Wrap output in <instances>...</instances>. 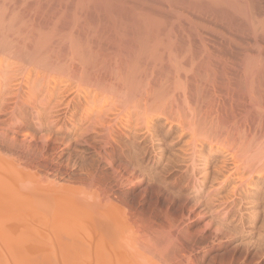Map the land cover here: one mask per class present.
Instances as JSON below:
<instances>
[{
  "label": "rangeland",
  "instance_id": "374dc122",
  "mask_svg": "<svg viewBox=\"0 0 264 264\" xmlns=\"http://www.w3.org/2000/svg\"><path fill=\"white\" fill-rule=\"evenodd\" d=\"M0 26L26 53L13 90H0L1 256L12 246L36 264H92L106 248L145 264H264V0H0ZM87 108L121 122L108 135L94 113L81 121ZM234 177L242 197L229 193Z\"/></svg>",
  "mask_w": 264,
  "mask_h": 264
},
{
  "label": "bare ground",
  "instance_id": "6f19581e",
  "mask_svg": "<svg viewBox=\"0 0 264 264\" xmlns=\"http://www.w3.org/2000/svg\"><path fill=\"white\" fill-rule=\"evenodd\" d=\"M1 12H4V11H1ZM4 15H5V14H4ZM7 31H8V28H3V27L0 26V80H2L3 82H5V84H3V82H0V90L2 89L3 91H9L11 88H12V90H13V88H14L13 86L15 85V83H17L15 78H16L17 75H19V73L22 71V70H20V69H21V64L19 65V63H22V60H20V59H21L22 56H24L23 54L25 53V51H24L25 47H24L23 45L17 44V42L14 43V44L12 43L13 40H14V39H12V36H13L15 33H14V32H7ZM15 41H16V40H15ZM15 44H16V45H15ZM22 52H23V53H22ZM25 54H26V53H25ZM26 56H27V55H25V57H26ZM30 57H31V55H30ZM26 58L29 59L28 57H26ZM27 59H25V60H27ZM29 60H30V59H29ZM29 60H28L27 63L23 60V62L25 63V66H27L28 63H29V64L32 63V64H30V65H28V66H31V65L34 66V64H35V67L37 68L36 65L38 64V60H37V64H36V63H33L32 60H31V62H30ZM40 64H41V63L39 62V65H40ZM42 65H43V64H41L40 67H41ZM33 66H32V67H33ZM22 67H24V64H22ZM29 71H30V70H28L26 73H28ZM26 73H25V74H26ZM5 86H6V87H5ZM31 86H32V85H31ZM3 87H4V88H3ZM4 89H6V90H4ZM34 89H35V88H34ZM34 89H33V91H34ZM12 90H10V91H12ZM41 91H42V90H41ZM13 92H14V91H13ZM13 92L11 93V95H10V93L6 92L5 96H6V97L8 96L7 98L17 97V96H18V98H19V95L17 94V91H16V93H13ZM3 93H5V92H3ZM21 93H22V92H21ZM21 93H19V94H21ZM1 94H2V93H1V91H0V102H1V105H3V102H4V104H5L6 101H5V98L2 99ZM23 94H24V93H23ZM23 94H22V95H23ZM37 94H38V93H37ZM3 95H4V94H3ZM9 95H10V96H9ZM5 96H3V97H5ZM27 97H28V96H27ZM51 97H52V96H51ZM18 98H17V99H18ZM25 98H26V97H25ZM135 98H136V97H135ZM7 102H8V101H7ZM69 102H70V101H69ZM85 102H87V101L85 100ZM8 103H9V102H8ZM21 103H22V102H21ZM23 103H24V102H23ZM26 104H27V103H26ZM45 104H46V103H45ZM86 104H87V103H86ZM151 104H152V103H151ZM160 104H161V102H160ZM1 105H0V106H1ZM27 105H28V104H27ZM77 105H80V104H77ZM82 105H83V104H82ZM148 105H149V106H147V109H149V107H150V104H148ZM162 105H163V104H162ZM46 106H47V105H46ZM54 106H56V105H54ZM54 106H53V107H54ZM83 106H84V105H83ZM89 106H90V105H89ZM93 106H94V105H93ZM53 107H52V109H53ZM57 107H58V106H57ZM62 108H63V107H62ZM91 108H92V107H91ZM150 108H151V107H150ZM154 108H156V107H154ZM159 108H160V106H159ZM73 109H74V108H73ZM85 109H86V108H85ZM87 109H88V108H87ZM92 109H94V107H93ZM92 109H88V110H84V111L82 110V111H83V113H82L83 115H82V116L80 115V116H81V121L84 122V120H86L89 116H92V115H93L92 113H94V115H93L94 117L92 116V118H95L96 120H94L93 122H94V123L97 122L96 124H97L98 126L104 128L105 131L107 130L106 127L108 126V129H110V131L107 133L108 135L110 134L111 131H113L112 129H114V128H111V126H116L117 123H120V122H121V121H120L119 114H116L115 111H111L112 109L104 110L103 108H101V109H103L104 111H103V110H102V111L100 110V111H98V112H97V111H96V112H92ZM119 109H120V108H119ZM143 109H144V108H143ZM58 110H59V108H58ZM66 110H67V109H66ZM74 110H75V109H74ZM76 110H77V108H76ZM76 110H75V111H76ZM149 110L151 111V109H149ZM149 110H148V111H149ZM152 110H153V109H152ZM157 110H158V109H157ZM157 110H156V111H157ZM48 111H49V110H48ZM51 111H52V110H51ZM51 111H49V112H51ZM79 111H80V110H79ZM118 111H119V113L122 112V110H121V111L118 110ZM118 111H116V112L118 113ZM144 111H146V110H144ZM150 111H149V112H150ZM154 111H155V109H154ZM154 111H153V113H154ZM49 112H48V113H49ZM64 112H65V111H64ZM146 112H147V111H146ZM48 113H47V114H48ZM51 113H52V112H51ZM55 113H56V112H54V115H55ZM58 113H59V112H58ZM113 113H115V116L113 115ZM122 113H124V112H122ZM157 113H158V112H157ZM45 114H46V113H45ZM56 114H57V113H56ZM59 114H60V113H59ZM90 114H91V115H90ZM141 114L143 115V112H142V111L140 112L139 115L142 116ZM144 114H145V113H144ZM160 114H161V112H160ZM160 114H158V115H160ZM162 114H164V113H162ZM162 114H161V115H162ZM39 115L41 116V114H39ZM39 115H38V116H39ZM49 115H50V113H49ZM52 115H53V114H52ZM120 115H121V114H120ZM146 115H147L148 117H150L147 113H146ZM150 115H151V113H150ZM36 116H37V115H36ZM57 116H58V114H57ZM113 116H114V117H113ZM129 116H130V115H129ZM140 116H139V117H140ZM152 116H153V115H152ZM155 116H156V113H155ZM131 117H132V116H131ZM160 117H161V116H160ZM35 118H36V117H35ZM58 118H59V117H58ZM63 118H64V117H63ZM129 118H130V117H129ZM129 118H128V119H129ZM150 118H151V117H150ZM155 118H156V117H155ZM164 118H165V117H164ZM148 119H149V118H148ZM158 119H159V118H158ZM149 120H150V119H149ZM151 120H152V119H151ZM43 121H44V120H43ZM81 121H80V123H81ZM90 121H91V120H90ZM95 121H96V122H95ZM130 121L132 122L131 118H130V120H129L128 122H130ZM107 122H109L110 124L108 123L109 125L106 126ZM138 122H139V121H138ZM38 123H40V122L38 121ZM47 123H48V122H47ZM141 123H143V122H141ZM22 124L24 125V124H26V123H24L23 120H22ZM51 124H52V123H51ZM51 124H50V125H51ZM91 124H92V123H91ZM96 124H95V125H96ZM128 124H129V123H128ZM145 124H146V123H145ZM46 125H47V124H46ZM48 125H49V124H48ZM50 125H49V126H50ZM118 125H120V124H118ZM126 125H127V124H126ZM126 125H125V126H126ZM139 125H140V124H139ZM139 125H138V126H139ZM141 125H142V124H141ZM123 126H124V125H123ZM138 126H136V127H138ZM143 126H144V125H143ZM143 126H142V127H143ZM41 127H42V126H41ZM46 127H47V126H46ZM136 127H135V128H136ZM140 127H141V126H139L138 128H140ZM249 127H250V126H249ZM121 128H122V127H121ZM123 128H125V127H123ZM145 128H146V127H145ZM147 128H149V127H147ZM87 129H88V128H87ZM118 129H119V128H117V130H118ZM125 129H126V128H125ZM136 129H137V128H136ZM152 129H153V128H152ZM194 129H195V128H194ZM239 129H240V127H239ZM89 130H90V129H89ZM119 130H120V129H119ZM126 130H127V129H126ZM129 130H130V129H129ZM131 130H132V129H131ZM148 130H149V129H147L146 132H148ZM150 130H151V129H150ZM90 131H91V130H90ZM93 131H94V129H93ZM114 131H115V130H114ZM193 131H194V130H193V128H192V135H193V133H194ZM250 131H251V130H250ZM95 132H96V131H95ZM106 132H107V131H106ZM118 132H119V131H118ZM120 132H121V130H120ZM122 132H123V131H122ZM130 132H131V131H130ZM232 132H233V131H232ZM248 132H249V131H248ZM80 133H81V132H80ZM84 133H85V132H84ZM111 133H112V132H111ZM116 133H117V131H115V134H116ZM123 133H124V132H123ZM132 133H134L133 130H132L131 135H130L131 137L134 135V134L132 135ZM138 133H140V132H138ZM138 133H137V134H138ZM149 133H150V131H149ZM216 133H217V132H216ZM229 133H230V132H229ZM129 134H130V133H129ZM135 134H136V131H135ZM150 135H152V134H150ZM229 135H230V134H229ZM111 136H112V135H111ZM113 136H114V134H113ZM117 136H118V135H117ZM117 136H116V137H117ZM119 136H120V137H121V136H124V137H125V136H128L130 139H128L127 137H126V139L131 140V137H130L129 135H123V134H122V135H119ZM119 136H118V137H119ZM147 136H148V135H147ZM147 136H146V137H147ZM226 136H227V135H226ZM99 137H100V136H99ZM109 138H110V136H109ZM111 138H112V137H111ZM142 138H143V137H142ZM112 139H113V138H112ZM136 139H137V138H136ZM116 140H117V141H116ZM150 140H151V138H150ZM76 141H77V140H76ZM113 141H115V142L118 143V139H116V138H115V140L113 139ZM133 141H135V140L133 139ZM120 144H121V143H120ZM122 145H123V144H122ZM131 145H132V143H131ZM134 145H136V144H134ZM134 145H132V147H134ZM151 145H152V144H151ZM120 146H121V145H120ZM140 146H141V145H140ZM132 147H131V148H132ZM137 147H139V146H135L134 148L136 149ZM150 148H151V147H150ZM212 148H213V147H211V148H209V149H212ZM145 149H146V148H145ZM192 149L194 150V154H196L195 152H197V151H195L196 149H194V146H193V148H191V150H192ZM209 149H208V150H209ZM133 150H134V149H133ZM138 150H139V149H138ZM142 150H143V151H142ZM142 150H141L142 152H145L144 149H142ZM149 150H150V149H149ZM151 150H152V149H151ZM189 150H190V149H189ZM193 150H192V151H193ZM213 150H216V149H213ZM129 151H130V150H129ZM131 151H132V149H131ZM141 151H139V152H141ZM192 151H191L190 153H188V152H186V151H185V152H186L187 154L192 155V154H191V153H193ZM218 151H219V150H218ZM137 152H138V151H137ZM181 152H182V151H181ZM185 152H183V153L185 154ZM209 152H213V151H209ZM219 152H220V151H219ZM131 153H132V152H131ZM135 153H136V152H135V150H134V154H135ZM213 153H214V152H213ZM142 154H143V153H142ZM146 154H147V153H146ZM210 154H211V153H210ZM214 154H215V153H214ZM137 155L139 156V153H137ZM137 155H135V156H137ZM197 155H200V154H197ZM207 155H208V154H207ZM1 156H2V155H1ZM1 156H0V162H1V161H4L5 158H6V156H2V157H1ZM200 156H201V155H200ZM200 156H198V157H200ZM208 156H209V155H208ZM208 156H207V157H208ZM231 156H232V155H231ZM4 157H5V158H4ZM7 157H8V156H7ZM142 157H143V156H142ZM189 157H191V156H189ZM202 157L204 158V155H203ZM207 157H206V161L203 160V162H204L203 164H205V162H207ZM1 159H2V160H1ZM10 159H12V160H9V162H10V161H11V162L14 161L13 158H10ZM190 159H191V158H189L188 161L193 160V161L195 162V160H194V159H195V155H194V158H193V155H192V159H191V160H190ZM211 160H212V159H211ZM250 160H251V158H250ZM193 161H192V162H193ZM208 161H209V158H208ZM239 161H241V160H239ZM11 162H10V163H11ZM245 162H246V161H245ZM1 163H2V162H1ZM3 163H6V165L8 164L6 160H5V162H3ZM10 163H9V164H10ZM223 163H225V162H223ZM238 163H240V162H238ZM11 164H14V163H11ZM200 164H201V163H200ZM200 164H199V165H200ZM245 164H246V163H245ZM1 165H2V164H1ZM14 165H15V164H14ZM220 165L222 166V164H220ZM246 165H247V164H246ZM248 165H249V164H248ZM10 166L12 167L13 165H10ZM15 166H17V164H16ZM221 166H218V167H221ZM225 166H226V165H225ZM2 167H3V166H2ZM218 167H215V166H214L213 169L217 168V170L219 171L220 168H218ZM223 167H224V166H223ZM227 167H228V166H227ZM239 167H240L239 164H238V166H237V165H234V170H233V171H234V172L239 171L240 168H241V167H240V168H239ZM242 167H245V166H242ZM250 167H251V166H249V168H250ZM0 168H1V166H0ZM13 168H14V167H13ZM228 168H229V167H228ZM228 168H227V169H228ZM238 168H239V169H238ZM11 169H12V168H11ZM17 169H19V168H16V171H17ZM194 169H195V168H194ZM202 169H204V168H202ZM207 169H208V168H207ZM209 169H210V168H209ZM221 169H222L223 172L225 171V170H224L225 167H224V169L221 167ZM244 169H245V168H244ZM244 169H243V170H244ZM255 169H256V168H255ZM192 170H193V169H192ZM192 170H191V171H192ZM217 170H216L215 175H213L212 178H214V176H217V175H218V176H221L222 172H219V173H220V175H219V174H217ZM248 170H249V169H248ZM13 171H14V170H13ZM20 171H22V169H21ZM193 171H195V170H193ZM204 171H205V170H204ZM208 171H209V170H208ZM227 171H228V170H227ZM227 171H226V172H227ZM252 171H253V170H251V172H252ZM257 171H259V170H257ZM1 172H2V170H1ZM23 172H24V170H23ZM25 172H26V171H25ZM197 172H198V171H197ZM197 172H196V173H197ZM212 172H213V170H212ZM214 172H215V170H214ZM214 172H213V173H214ZM240 172H241V171H240ZM246 172H248V171H246ZM193 173H194V172H193ZM198 173H199V172H198ZM201 173H202V172H201ZM203 173H204V172H203ZM249 173H250V172H249ZM0 174H1V173H0ZM15 174H16V172H15ZM19 174H20V173H19ZM207 174H208V173L206 172V174H205V173L203 174L204 176H203V175H198V176H202V177H204V178L207 179V177H205ZM209 174H211L210 171H209ZM209 174H208V175H209ZM238 174H239V173H238ZM240 174H241V173H240ZM1 175H2V174H1ZM6 175H7V174H6ZM23 175H24V174H23ZM196 175H197V174H196ZM208 175H207V176H208ZM232 175H233V172L230 171L229 174L225 176V183H224L225 185H226L227 183L230 182ZM248 175H249V174H247V177H248ZM4 176H5V174H4ZM14 176H15V175H14ZM17 176H18V174H17ZM21 176H22V175H21ZM25 176H26V175H25ZM192 177H193V176H192ZM240 177H241V176H240ZM250 177H251V176H250ZM16 178H17V177H16ZM32 178H33V176L31 177V180H33ZM215 178H216V177H215ZM215 178H214V179H215ZM234 178H236V181H237V179H238L239 182L237 181L238 184H237V182H236V184H233V185L231 186L229 193L232 194V195H238L239 193H241V192H239L238 190L241 189V187H242V185H243V184H242V183H243V180H242V179H239V178H237V177H234ZM18 179H21V178H18ZM201 179H202V180H205V179H203V178H201ZM214 179H213V180H214ZM216 179H217V178H216ZM232 179H233V178H232ZM247 179H248V178H247ZM250 179H252V178H250ZM2 180H4V178H3ZM22 180H23V179H22ZM31 180H30V181H31ZM5 181H6V180H5ZM20 181H21V180H20ZM34 181H35V180H34ZM37 181H38V180H37ZM205 181H206V180H205ZM205 181H203V182L205 183ZM232 181H233V180H232ZM232 181H231V182H232ZM234 181H235V179H234ZM7 182H8V181H7ZM24 182H25V181H24ZM248 182H249V181H248ZM39 183H40V182H39ZM204 183H202V184L204 185ZM211 183H212V182H211ZM220 183H222V182L220 181ZM232 183H233V182H232ZM2 184H3V183H2ZM30 184H31V183H29V185H30ZM198 184H200V183H198ZM222 184H223V183H222ZM222 184H220V185L218 184V187L220 186L219 189H218V187H217V188L214 187V188L218 189V190L215 191V194H213V193H214L213 190H212L213 188L211 189V191H212V192H211V193H212L211 196L216 195V197H215L216 199H213V200H212L213 203L215 202V203H214L215 205H216V203L220 204V203H219V202H220V200H219V197H220V196H219V197H217V196H218V193L220 192L219 190H220V189L222 190V188H221V187H222ZM6 185H7V184H6ZM9 185H10V184H9ZM225 185H224V186H225ZM229 185H230V184H229ZM248 185H249V184H248ZM248 185H247V186H248ZM201 186H202V185H201ZM216 186H217V185H216ZM245 186H246V184H245ZM3 187H4V186H3ZM6 187H7V186H6ZM48 187H49V186H48ZM203 187H204V186H203ZM210 187H211V186H210ZM199 188H200V187H199ZM224 188H225V187H224ZM7 189H8V187H7ZM34 189H35V188H34ZM34 189H33V191H34ZM44 189H45V188H44ZM225 189H226V188H225ZM225 189H224V190H225ZM200 190H201V189H200ZM241 190H242V189H241ZM45 191H46V190H45ZM52 191H53V190H52ZM54 191H55V190H54ZM57 191H58V190H57ZM222 191H223V190H222ZM23 193H24V192H23ZM62 193H63V192H62ZM68 193H69V192H68ZM220 193H221V192H220ZM237 193H238V194H237ZM65 194H66V193H65ZM206 194H208V192H207ZM226 194H227V193H226ZM226 194H225V195H226ZM241 194H242V193H241ZM3 195H4V194H3ZM5 195H6V194H5ZM66 195H67V194H66ZM208 195L210 196V194H208ZM219 195H220V194H219ZM227 195H228V194H227ZM227 195H226V196H227ZM9 196H10V194H9ZM12 196H13V195H12ZM14 196H15V195H14ZM14 196H13V197H14ZM209 196H208V199H210ZM223 196H224V194H223ZM223 196H222V197H223ZM238 196H240V195H238ZM71 197H72V196H71ZM95 197H96V196H95ZM222 197H221V198H222ZM224 197H225V196H224ZM224 197H223V198H224ZM240 197H242V195H241ZM3 198H4V197H3ZM19 198H20V196H19ZM21 198H22V197H21ZM96 198H98V197H96ZM194 198H195V197H194ZM203 198H204V196H203ZM203 198H202V199H203ZM212 198H213V197H212ZM94 199H95V198H94ZM208 199H207V197H206L205 200H206L207 202H209L208 204H210L209 207L211 208V204H213V203H212V202L210 203V200H211V199H210V200H208ZM226 199H227V198H226ZM81 200H82V199H81ZM81 200H80V201H81ZM99 200H100V199H99ZM99 200H98V201H99ZM107 200H108V199H107ZM194 200H195V199H194ZM200 200H201V199H200ZM0 201H2V200H0ZM75 201H76V200H75ZM77 201H78V200H77ZM202 201H204V199H203ZM206 201H205V203H207ZM216 201H217V202H216ZM82 202H83V201H82ZM89 202H90V201H89ZM101 202H102V201H101ZM105 202H106V201H105ZM14 203H15V202H14ZM19 203H20V202H19ZM80 203H81V202H80ZM93 203H94V202H93ZM108 203H109L108 208H110V207L112 206L113 208L111 207V209H115V211H116V210L118 211V209H119V211H121V210H120L121 207H118V209H116V208H117V205H116L114 202H108ZM196 203H197V200H196ZM202 203H204V202H202ZM205 203H204V204H205ZM0 204H1V202H0ZM2 204H3V203H2ZM81 204H82V203H81ZM208 204H207V205H208ZM218 204H217V205H218ZM11 205H13L12 202H11ZM82 205H83V204H82ZM86 205H87V204H86ZM102 205H103V204H102ZM200 205H201V203H200ZM9 206H10V205H9ZM28 206H29V205H28ZM100 206H101V205H100ZM118 206H119V205H118ZM196 206H197V205H196ZM205 206H206V204H205ZM205 206H204V209H205ZM212 206H214V205H212ZM219 206H220V205H219ZM2 207H3V205H2ZM13 207H14V206H13ZM115 207H116V208H115ZM122 207H123V206H122ZM229 207H230V206H229ZM9 208H11V207H9ZM22 208H23V207H22ZM101 208H102V206H101ZM103 208H104V207H103ZM210 208H208V206H207L206 211H207L208 209L210 210ZM14 209H15V208H14ZM27 209H28V208H27ZM78 209H79V208H78ZM91 209H92V208H91ZM97 209H98V208H97ZM97 209H96V210H97ZM104 209H106V208H104ZM104 209H103V210L100 209L99 212L101 213V211H102V212L104 213ZM28 210H29V209H28ZM83 210H84V209H83ZM124 210H125V209H124ZM209 210H208V211H209ZM218 210H219V209H218ZM218 210H217V209H216V210L214 209L213 211H218ZM1 211H3V210H1ZM11 211H12V210L9 209V212H11ZM13 211H14V210H13ZM15 211H16V210H15ZM20 211H21V210H20ZM20 211L18 210V211H16V212L19 213ZM25 211H27V210H24V212H25ZM37 211H39V213H40V210H37ZM86 211H90V210H86ZM119 211H118V212H115V214L118 213V214L120 215ZM27 212H28V211H27ZM27 212H26V214H28ZM29 212H30V210H29ZM41 212H42V211H41ZM83 212H84V211H83ZM91 212H92V211H91ZM107 212H108V211H107ZM107 212H106V213H107ZM112 212H113V214H114V211H112ZM219 212H220V211H219ZM13 213H14V212H13ZM13 213H12V214H13ZM37 213H38V212H37ZM39 213H38V214H39ZM68 213H69V212H68ZM68 213L65 212V213L63 214V215H64L63 217H66V216H67V218L70 219L69 217H71V216H68ZM89 213H90V212H89ZM92 213H93V212H92ZM92 213H91V214H92ZM108 213H109V212H108ZM211 213H212V212H211ZM220 213H221V212H220ZM5 214L8 215V216H10V214H7V213H5ZM15 214H17V213H15ZM24 214H25V213H24ZM30 214H31V212H30ZM43 214H44V213H43ZM43 214H42V216H43ZM54 214H55V213H54ZM65 214H66V215H65ZM85 214H86V212H85ZM87 214H88V213H87ZM118 214H117L116 216H114V219H115V217H119ZM0 215H3V214H1V212H0ZM6 215H5V216H6ZM22 215H23V211H22ZM39 215H40V214H39ZM69 215H70V213H69ZM71 215H72V218H73V214H71ZM109 215H110V214H109ZM123 215H124V213H123ZM123 215H122V216H123ZM218 215H219V214H218ZM5 216H3L2 218H5ZM12 216L15 217V215H12ZM16 216H17V215H16ZM19 216H20V215H19ZM55 216H56V215H55ZM59 216H61V215H59ZM59 216H58V218H59ZM91 216H92V215H91ZM91 216H90V217H91ZM110 216H111V215H110ZM122 216H121V217H122ZM257 216L259 217V215H257ZM257 216H256V217H257ZM22 217H23V216H22ZM24 217L26 218V215H24ZM40 217H41V216H40ZM44 217H45V216H44ZM108 217H109V216L107 215V218H108ZM125 217H126V216H124V218H125ZM215 217H216V216H215ZM25 218H22L23 221H24ZM28 218H29V217H28ZM30 218L32 219L31 215H30ZM30 218H29V219H30ZM74 218H75V216H74ZM77 218H78V217H77ZM109 218H111V217H109ZM122 218H123V217H122ZM219 218H220V217H219ZM228 218H229V217H228ZM252 218H253V217H252ZM6 219L9 220L8 217H6L4 220H6ZM13 219H14L13 221H15L16 218H13ZM41 219H42V218H41ZM61 219H63V218H61ZM61 219H60V220H61ZM64 219H65V218H64ZM81 219H82V218H81ZM216 219H217V218H216ZM216 219H215V220H216ZM223 219H224V218H223ZM248 219H249V218H248ZM2 220H3V219H2ZM8 220H7V223H8ZM16 220H18V219H16ZM19 220H20V219H19ZM42 220H43V219H42ZM72 220H73V219H72ZM83 220H84V219H83ZM112 220H113V219H112ZM112 220H111V221H112ZM225 220H226V219H225ZM26 221L28 222V220L25 219V222H26ZM29 221H30V220H29ZM32 221H33V220H31V222H32ZM45 221H46V220H45ZM45 221H41V222H45ZM47 221H48V220H47ZM58 221H59V220H58ZM62 221H63V220H62ZM76 221H77V220H76ZM79 221H80V220H79ZM85 221H86V220H85ZM218 221H219V220H218ZM239 221H240V220H239ZM0 222L2 223V221H0ZM10 222H11V220L9 221V225H10ZM19 222L21 223L22 221L20 220ZM19 222H17V223H19ZM73 222H74V221H73ZM81 222H82V221H81ZM91 222H92V221L90 220V224H91ZM116 222H117V219H116ZM5 223H6V222H5ZM15 223H16V222H15ZM22 223H23V222H22ZM22 223H21V224H22ZM37 223H38V222H37ZM37 223H35V224H37ZM88 223H89V222H88ZM31 224H32V223H31ZM48 224H50V223H46V227H47ZM64 224H65V223H64ZM240 224H241V223H240ZM2 225H4V224H2ZM6 225H7V224H6ZM18 225H19V224H18ZM18 225H17V227H18ZM25 225H26V224H25ZM101 225L103 226V227H102V226H101V227L104 228L106 224L104 223V225H103V224H101ZM114 225H115V224H114ZM262 225H264V224H262ZM19 226H20V227H23V226H21V225H19ZM35 226H36V225H35ZM49 226H51V224H50ZM89 226H91V225H89ZM107 226H108V225H107ZM107 226H106V227H107ZM1 227H2V226H1ZM5 227H6V226H5ZM5 227H3V228H5ZM11 227H12V226H11ZM25 227H26V226H25ZM30 227H31V226H30ZM51 227H52V226H51ZM91 227H92V226H91ZM91 227H90V228H91ZM109 227H111V226H109ZM3 228H2V229H3ZM31 228H33V227H31ZM31 228H30V229H31ZM87 228H88V227H87ZM90 228H88V229H90ZM93 228H94V227H92L91 229L93 230ZM112 228H113V227H112ZM5 229H6V228H5ZM12 229H13V228H12ZM14 229H15V227H14ZM22 229H24V228H22ZM28 229H29V227L27 228V230L25 229L26 233H27V231H29V232L31 231V230H28ZM56 229H58V228H56ZM62 229H63V228H62ZM65 229H66V228H65ZM81 229L84 230V229H86V228H85V226H84V228H81ZM88 229H86V230H88ZM105 229H106V228H105ZM17 230H18V229H17ZM20 230H21V229H19V231H20ZM44 230H45V229H44ZM52 230H53V229H52ZM19 231H18V232H19ZM25 231H24V232H25ZM36 231H37V230H36ZM46 231H47V228H46ZM48 231H49V230H48ZM58 231H59V230H58ZM63 231L65 232L64 229H63ZM79 231H80V230H79ZM94 231H95V229L93 230V232H94ZM104 231H105V230H102V232H104ZM215 231H217V230H215ZM22 232H23V231H22ZM31 232H32V231H31ZM34 232H35V231H34ZM41 232H42V231H41ZM49 232H50V231H49ZM49 232H47V233H49ZM53 232H55V231L53 230ZM64 232H63V234L65 235ZM74 232H75V231H74ZM85 232H86V231H85ZM87 232H88V231H87ZM93 232H92V233H93ZM95 232H96V231H95ZM42 233H43V232H42ZM55 233H56V232H55ZM89 233H90V232H89ZM105 233H106V232H105ZM8 234H9V233H8ZM23 234H24V233H23ZM49 234H50V236L54 235V234L51 235V232H50ZM59 234H60V233H59ZM59 234H57V235H59ZM100 234L102 235V233H100ZM217 234H218V232H217ZM6 235H7V234H6ZM38 235H39V232H38ZM66 235H67V233H66ZM86 235H87V233H86ZM95 235L99 236L98 233H95ZM28 236H29V235H28ZM48 236H49V235H48ZM102 236H103V235H102ZM102 236H100V237H102ZM30 237H31V236H30ZM46 237H47V236H46ZM54 237H55V236H54ZM67 237H68V236H66V238H67ZM78 237H79V236H78ZM85 237L87 238V237H89V235H87V236H85ZM91 237H92V236H91ZM24 238H25V237H24ZM33 238H35V237H33ZM33 238H31V239H33ZM51 238H53V236H52ZM51 238H50V239H51ZM68 238H69V237H68ZM92 238H93V237H92ZM96 238H97V237H96ZM96 238H95V239H96ZM185 238L187 239V237H185ZM31 239H30V242L32 241ZM44 239H45V238H44ZM54 239H55V238H54ZM81 239H83V237L80 238L79 240H81ZM98 239H99V238H98ZM98 239H97V240H98ZM103 239H104V237H103ZM35 240H36V242L38 241L37 239H35ZM46 240L48 241V239H46ZM56 240H57V239H56ZM86 240H87V239H86ZM90 240H91V239H90ZM33 241H34V240H33ZM33 241H32V242H33ZM53 241H54V240H53ZM53 241H52V242H53ZM57 241H58V240H57ZM83 241H84V240H83ZM87 241H89V240H87ZM94 241H95V240H94ZM100 241H101V240H100ZM104 241H105V240H104ZM107 241H108V240H107ZM136 241H137V240H136ZM142 241H143V240H142ZM18 242H19V241H18ZM41 242H42V241H41ZM54 242H55V241H54ZM80 242H81V241H80ZM85 242H86V241H85ZM91 242H92V241H90V243H88V244H89V245H90V244L92 245ZM101 242H102V241H101ZM101 242H100V243H101ZM153 242H154V241H153ZM24 243H25V242H24ZM37 243H38V242H37ZM42 243H43V242H42ZM55 243H56V242H55ZM60 243H61V242H60ZM71 243H72V241H71ZM71 243H70V244H71ZM94 243H95V242H94ZM96 243H97V242H96ZM98 243H99V242H98ZM164 243H165V242H164ZM10 244H11V243H9L8 246H9ZM20 244H21V243H20ZM26 244H28V243H26ZM34 244H35V242H34ZM34 244H33V245H34ZM45 244H46V243H45ZM50 244H51V243H50ZM57 244H58V243H57ZM62 244H63V243H62ZM65 244H66V243H65ZM67 244H68V243H67ZM103 244H104V243H103ZM103 244H102V245H103ZM135 244H136V243H135ZM137 244H138V243H137ZM152 244H153V243H152ZM171 244H172V243H171ZM11 245H12V244H11ZM24 245H25V244H24ZM24 245H23V246H24ZM39 245H41V244H39ZM105 245H107V244H105ZM108 245H109V244H108ZM166 245H168V244H166ZM5 246H7V244H6ZM8 246H7L6 248H9ZM20 246H22V244H21ZM23 246L21 247L22 250H24V249H23ZM28 246H29V245H28ZM35 246L37 247V244H36ZM111 246H112V245H111ZM138 246H140V245H138ZM15 247H16V246H15ZM15 247H14V248H15ZM64 247H65V245H64ZM66 247H67V246H66ZM75 247H77V246L75 245L74 248H75ZM79 247H80V246H79ZM89 247H90V246H89ZM93 247H94V246H93ZM103 247H105V246H102V249H101V247H96V248H97V249L100 248L101 251H102V250L104 249ZM106 247L110 249L109 246H106ZM155 247H156V246H155ZM10 248H11V249H10ZM10 248H9V249H10L11 251H9V249H7V250L5 249L6 252L9 251L8 254H11V255H12V254L17 253V252H15L17 249H15V251L13 252V251H12V246H11ZM25 248H26V247H25ZM27 248H28V247H27ZM37 248H38V247H37ZM60 248H61V247H60ZM96 248H95V249H96ZM145 248H146V247H145ZM168 248H169V247H168ZM92 249H93V248H92ZM113 249H114V248H113ZM116 249H117V248H116ZM20 250H21V249H20ZM22 250H21V252H25V254L28 253V257H30V258H31V256H32V257H35V256H34V255L36 254V253H35V250H33V249H30V251L27 250V249L24 250V251H22ZM60 250H64V249L61 248ZM60 250H59V251H60ZM73 250H74V249H73ZM76 250H77V249H76ZM76 250H75V252H76ZM84 250L86 251V249H84ZM105 250H107V249L105 248ZM105 250L102 251V252H100L99 250H98V252H96L97 250H91V254H95L94 257H95V256H96V257H95V258H94V257H91L92 259L89 260V261L91 262V261L93 260L92 264H145V261H143V260L141 259V258H143V259L145 260V258H144L142 255H140V253L138 254L139 251H133L132 253H133V254H138V255H140V256H142V257H135V256H134V257H131V256H130V257H131V258H130V257H128V255L126 256V253H125L126 250H125V251L123 250L124 252H123V251H120V250H119V252H117V251L115 252V251H114L115 249H114V250H113L114 253H113L112 255H115V256H114L113 258H108V257H107V258H103V256H104L103 252H108V250H107V251H105ZM110 250H111V249H110ZM117 250H118V249H117ZM131 250H132V249H131ZM18 251H19V250H18ZM57 251H58V250H57ZM64 251H65V250H64ZM92 251H95L96 253H92ZM144 251H147V252H148V250H146V249H145ZM33 252L35 253L34 255H33V254H32V255H29V253H33ZM41 252H42V251H41ZM41 252H40V254H41ZM43 252H44V251H43ZM43 252H42L41 255H43ZM55 252H56V251H55ZM61 252H62V251H61ZM61 252H60V253H61ZM82 252H83V250H82ZM87 252H88V251H87ZM110 252H111V251H110ZM127 252H128V250H127ZM161 252H162V251H161ZM0 253H1V252H0ZM37 253H38V252H37ZM63 253H64V252H62V254H63ZM65 253H66V251H65ZM68 253H69V252H68ZM84 253H85V252H84ZM143 253H144V252H143ZM165 253H166V252H165ZM25 254H24V255H25ZM57 254H58V252H57ZM124 254H125V256H124ZM128 254H129V253H128ZM157 254L159 255V253H157ZM161 254H162V253H161ZM11 255H10V256H11ZM16 255H17V254H16ZM18 255H20V254L18 253ZM26 255H27V254H26ZM64 255H65V254H64ZM78 255H79V254H78ZM85 255H86V254H85ZM102 255H103V256H102ZM129 255H130V254H129ZM144 255H145V254H144ZM148 255H149V254H148ZM158 255H157V257H158ZM162 255H163V254H162ZM10 256H9V257H4L3 255H2V256L0 255V264H36V263H37V262H36V263L32 262V261H37V259H34V258L29 259L28 257H25V258H28V259H19V258H15V255H13V257H10ZM56 256H57V255H56ZM61 256H63V255H61ZM61 256H60V257H61ZM67 256H69V255H67ZM146 256H147V255H146ZM160 256H161V255H160ZM63 257H64V256H63ZM65 257H66V256H65ZM110 257H111V256H110ZM162 257H163V256H162ZM44 258H45V257H44ZM61 258H62V257H61ZM93 258H94V259H93ZM146 258H147V257H146ZM45 259H46V258H45ZM147 259H148V258H147ZM150 259H151V258H150ZM154 259H156V258H154ZM159 259H161L160 262H161L162 264H165L166 262H168V261H165V260H164L163 258H161V257H160ZM57 260H58V259H57ZM59 260H60V259H59ZM59 260H58V262H57L58 264L60 263ZM62 260H63V259H62ZM62 260H60V261H62ZM46 261H47V260H46ZM46 261H45V262H46ZM147 261H148V260H146V262H147ZM150 261H151V260H150ZM155 261H156V260H155ZM157 261H158V259H157ZM148 262H149V261H148ZM148 262H147V263H148ZM171 262H172V261H171ZM40 263H41V262H40ZM69 263H70V262H69ZM149 263H150V262H149ZM60 264H61V263H60ZM89 264H91V263H89ZM157 264H158V263H157ZM159 264H160V263H159Z\"/></svg>",
  "mask_w": 264,
  "mask_h": 264
}]
</instances>
